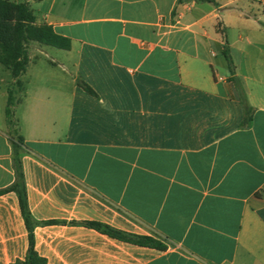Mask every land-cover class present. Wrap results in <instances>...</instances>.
Here are the masks:
<instances>
[{
  "label": "crops",
  "instance_id": "0c3cea01",
  "mask_svg": "<svg viewBox=\"0 0 264 264\" xmlns=\"http://www.w3.org/2000/svg\"><path fill=\"white\" fill-rule=\"evenodd\" d=\"M23 2L70 40L27 46L13 125L15 80L0 65V190L21 137L45 264H264V0ZM27 249L18 198L0 193V264Z\"/></svg>",
  "mask_w": 264,
  "mask_h": 264
},
{
  "label": "trees",
  "instance_id": "16d2710c",
  "mask_svg": "<svg viewBox=\"0 0 264 264\" xmlns=\"http://www.w3.org/2000/svg\"><path fill=\"white\" fill-rule=\"evenodd\" d=\"M195 1L213 2V0ZM30 43H38L40 45L66 51L70 49V40L68 38L54 33L49 25L35 24L33 12L27 2L17 4L10 0H0V65L9 70L12 78L15 80L13 88L7 90L8 98L5 116L8 125H13L11 107L16 102L15 94L21 89V83L18 77L26 71L29 62L27 46ZM224 55L227 58L230 68L231 61L229 60L226 46L224 48ZM78 85L85 91L92 93L87 85L81 81H78ZM241 104L244 109L242 125L247 126L251 121L252 109L249 107L244 97H241ZM21 144V137H17L14 141H11L15 178L10 187L0 190V193L6 191L15 192L18 198L21 215L28 232V249L25 258L23 261H17L14 264H45V260L39 257L34 249L33 229L36 222L31 217L27 205L26 189L18 156ZM85 225L112 238L135 245L151 247L158 250H165L166 248L164 244L150 237L128 235L98 223H85Z\"/></svg>",
  "mask_w": 264,
  "mask_h": 264
},
{
  "label": "rangeland",
  "instance_id": "374dc122",
  "mask_svg": "<svg viewBox=\"0 0 264 264\" xmlns=\"http://www.w3.org/2000/svg\"><path fill=\"white\" fill-rule=\"evenodd\" d=\"M10 1L15 3V1H17V0H10ZM20 1H23V0H20ZM48 49H49V51H56V50H54V48H48ZM50 53H52V52H50Z\"/></svg>",
  "mask_w": 264,
  "mask_h": 264
}]
</instances>
